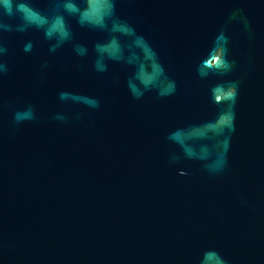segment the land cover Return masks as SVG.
<instances>
[{"label":"water","instance_id":"water-1","mask_svg":"<svg viewBox=\"0 0 264 264\" xmlns=\"http://www.w3.org/2000/svg\"><path fill=\"white\" fill-rule=\"evenodd\" d=\"M67 2L0 6V264H264V0Z\"/></svg>","mask_w":264,"mask_h":264},{"label":"clouds","instance_id":"clouds-1","mask_svg":"<svg viewBox=\"0 0 264 264\" xmlns=\"http://www.w3.org/2000/svg\"><path fill=\"white\" fill-rule=\"evenodd\" d=\"M0 6L3 8V14L8 15L9 17L13 16H19L20 19H22L26 24H31L33 22H43L42 19L39 18V14L30 6L28 3V0H0ZM64 7L69 11V12H74L76 11V6L69 0ZM9 27L8 25H4L0 23V28H7ZM60 29L61 36H67V32L63 30L61 26V19L57 18V20L53 23L52 25V30H57ZM50 34V33H49ZM101 51H104V49H100ZM234 62L229 61L226 58V55L221 59L220 63L217 64L215 67H211L208 69L207 72H202L201 75H208L211 73L212 75H223L226 74L228 71L231 70ZM7 69L4 68L3 65H0V73L6 71ZM231 87H232V93L230 96V99L226 105V108L230 105H233L235 102V98L237 96L238 92V86L237 83L234 81H227ZM136 98H139V93L135 94ZM211 99V97H210ZM214 103V101H213ZM99 106V101L94 100L93 103L91 104L90 107H98ZM224 109H221L220 111L217 112L216 116H219L222 114ZM228 112V111H227ZM28 114H29V120L28 122H32L35 119V114L32 110L31 107L28 109ZM14 122L16 124H21V119L19 115V111H16L13 116ZM233 120H234V113L228 112V119L224 127L220 129V131H223L224 128H228L229 130L232 129L233 127ZM226 162V161H225ZM222 264H226V261H222Z\"/></svg>","mask_w":264,"mask_h":264}]
</instances>
